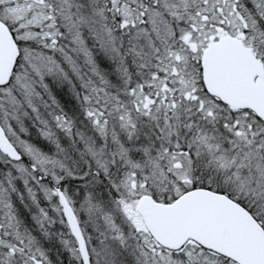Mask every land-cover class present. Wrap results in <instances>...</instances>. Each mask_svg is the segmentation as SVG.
<instances>
[{"label":"snow or ice","instance_id":"obj_1","mask_svg":"<svg viewBox=\"0 0 264 264\" xmlns=\"http://www.w3.org/2000/svg\"><path fill=\"white\" fill-rule=\"evenodd\" d=\"M0 264H264V0H0Z\"/></svg>","mask_w":264,"mask_h":264}]
</instances>
